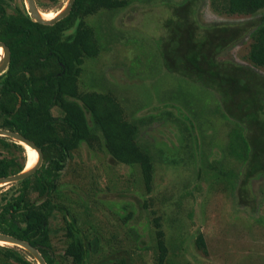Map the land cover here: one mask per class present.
Masks as SVG:
<instances>
[{
    "label": "trees",
    "instance_id": "16d2710c",
    "mask_svg": "<svg viewBox=\"0 0 264 264\" xmlns=\"http://www.w3.org/2000/svg\"><path fill=\"white\" fill-rule=\"evenodd\" d=\"M50 1L60 4L62 0ZM133 1L76 0L66 17L55 24H44L34 20L24 0L20 3L0 0V40L11 51V61L0 75V128L18 131L32 139L44 154L41 168L13 183L18 188L16 193L2 196L0 231L29 241L42 252L48 264H134V251L117 248L118 234L109 231L112 235L107 237L104 232L116 221L117 228L124 230L133 225L130 221L136 223V215L144 212L149 215L147 222L156 240L153 246L156 264L170 261V247L177 234L166 227L161 207L167 200L161 199L156 188L158 152L154 143L138 141L142 128L155 121L172 124V128L173 124L179 125L183 164L197 167L198 186L205 184L210 189V183L219 182L224 191L230 176L229 192L237 187L240 203L246 205L240 207L253 215L261 206L255 196L248 197L247 184L264 180V14L253 19L264 10V0H210L215 12L241 17L236 21L210 23L198 17L197 0H181L178 4L166 1L173 15L164 23V63L170 72L216 93L222 110L215 113L226 121L219 131L223 144L227 143V147L217 150L223 152L220 165L207 157L210 149L208 140H202L208 138L205 127L202 128L205 125L201 122V111L196 112L195 119L201 128L195 135L187 121L176 116L175 108L167 107L166 111H160L161 115L151 111L135 117L115 92L83 88L80 77L84 65L101 51L96 28L87 18L103 10L123 9ZM246 42L245 62L228 56L235 46ZM176 102V107L186 108L181 100ZM56 108L60 115L54 114ZM0 142L8 154L0 157V178L23 170L27 161L25 147L10 137L0 136ZM82 145L93 152L107 153L119 164L138 167L139 177L135 181L145 190L141 196L135 193L137 201L114 206L111 216H106L109 220L113 218L111 225L105 222L106 228L94 223L88 210L90 202L81 196L78 186L69 187L61 181L69 160ZM229 158L243 163L242 177L232 172L235 168ZM190 171L195 169L190 167ZM63 187L81 196L80 202L73 201ZM147 193L157 196L149 197ZM65 200L68 206L63 204ZM74 205L80 216L73 211ZM56 212L64 218L61 235L51 222ZM142 238L136 237L139 241ZM57 239L62 243L61 249ZM191 241L199 251L210 253L203 232ZM0 264L38 263L23 248L0 244Z\"/></svg>",
    "mask_w": 264,
    "mask_h": 264
},
{
    "label": "rangeland",
    "instance_id": "374dc122",
    "mask_svg": "<svg viewBox=\"0 0 264 264\" xmlns=\"http://www.w3.org/2000/svg\"><path fill=\"white\" fill-rule=\"evenodd\" d=\"M21 1L17 0L18 3ZM36 1L42 11H53L54 14L67 2L62 0L60 4H53L50 0ZM144 1L134 0L123 9L103 10L87 18L88 23L96 28L101 51L97 57L88 59L84 65V73L80 77L83 88L99 92L107 90L115 92L119 101L135 117L145 116L151 111L161 115L160 111H166L167 107L175 108L176 116L186 120L189 129L195 135L201 128L195 119L198 117L196 112L201 111L203 115L201 122L205 125L202 128L205 127L204 132L208 138L202 140H208L210 149L207 157L213 163L220 165L223 152L217 150L227 147V143L223 144L222 134L219 131L226 121L222 115L215 113L217 109L222 110V107L218 106L220 102L216 93L170 72L164 63L162 45V37L166 34L164 23L173 15L172 7H169L166 1L178 4L183 0ZM197 3L200 5L198 17L204 23L241 19L240 16L215 12L210 0H197ZM263 14L264 10L253 19ZM247 46V42L235 46L228 56L239 62H245ZM177 99L181 100L186 108L176 107ZM54 114L60 115L61 111L56 108ZM173 125L174 128L171 127L172 124L155 121L144 126L138 137L140 143L143 144L148 140L156 146L158 152L156 188L162 195L161 199L167 200L161 207L165 212L166 227L174 235L177 234L170 247V261L167 264H264V180L249 181L247 184L248 197L255 196L257 204L261 205L258 213L253 215L247 208L240 207L246 205L240 203L241 196L237 192V187L229 192L230 176L224 191L222 186L218 185L219 182L210 183V189L205 184L198 186L197 167L183 164L185 155L180 147V127L178 124ZM16 153L18 154L19 151L17 150ZM6 154L7 151L1 145L0 155ZM26 156V165H29L31 152L27 148ZM229 159L235 168L232 172L242 177L243 163L235 158ZM225 166L227 168V165ZM190 167L194 168L195 172L190 171ZM138 174V167L119 164L107 153L93 152L86 145H82L69 160L61 181L69 187L78 186L81 196L86 197L90 202L88 210L90 215L93 214L92 220L106 228L105 222L111 225L113 220V218L109 220L106 216H111L114 206L121 207L127 201H137L135 193L139 196L145 194L142 185L135 181L138 180ZM12 185L13 183L0 186V205L5 193L10 196L17 192V186ZM219 187L220 190L215 192ZM63 190H66L68 196L77 203L82 199L81 196L72 194L73 192L67 187H63ZM243 192L245 190H242ZM147 195L157 196L156 193H147ZM243 200H247L245 195ZM63 204L68 206V200ZM73 211L81 215L75 205ZM82 215L84 216V213ZM139 216L141 219L137 218ZM139 216L135 217L136 223L135 220L130 221L133 225L127 226L124 230L117 228L116 221L104 234L107 237L112 235L110 232L118 234L119 241L116 247L134 251V264H156L153 250L156 240L151 224L147 222L150 221L149 215L144 212ZM51 222L60 230L64 218L60 212H56ZM132 227L134 230H131ZM200 231L205 234L208 247L211 248L209 254L199 251L194 247L195 240L194 244L191 241ZM61 232L62 230L59 231V235ZM134 232L139 234L134 235ZM135 236H143L144 239L139 241ZM56 243L61 249L62 243L58 239Z\"/></svg>",
    "mask_w": 264,
    "mask_h": 264
},
{
    "label": "water",
    "instance_id": "95a60500",
    "mask_svg": "<svg viewBox=\"0 0 264 264\" xmlns=\"http://www.w3.org/2000/svg\"><path fill=\"white\" fill-rule=\"evenodd\" d=\"M76 0H67L66 4L56 12V16L50 19H47L43 16L42 10L40 9L36 0H24V4L29 14L34 18L35 21L44 23V24H55L59 20L66 17L70 12ZM0 47L2 48V56L0 58V75L6 71L10 61H11V51L9 46L0 40ZM0 136L10 137L16 142L22 144L25 149L29 146L31 149H34L38 152V161L37 163L31 167L30 169H26V167L16 174H12L9 176L0 178V186L5 184L16 183L21 180H24L30 176H32L38 169L41 168L44 161V154L42 149L36 145V143L21 134L18 131H13L5 128H0ZM0 242H4L9 245L19 246L26 251H28L38 264H48L42 252L35 246H33L29 241L21 239L17 236L5 233L0 231ZM2 244V243H0Z\"/></svg>",
    "mask_w": 264,
    "mask_h": 264
},
{
    "label": "bare ground",
    "instance_id": "6f19581e",
    "mask_svg": "<svg viewBox=\"0 0 264 264\" xmlns=\"http://www.w3.org/2000/svg\"><path fill=\"white\" fill-rule=\"evenodd\" d=\"M42 14H43V16L46 17L47 19H50V18H53V17L56 16V14H54L53 11H51V12H49V11H47V12L42 11ZM0 53L3 54V52H2V48H1V47H0ZM0 57H1V56H0ZM27 149H28V151L31 152V159H30V163H29V165L27 164L25 167H26V169H30V168L33 167V166L37 163V161H38V152H37L36 150H34V149H31L29 146H27ZM0 243L3 244L4 242H0Z\"/></svg>",
    "mask_w": 264,
    "mask_h": 264
},
{
    "label": "flooded vegetation",
    "instance_id": "af4514ba",
    "mask_svg": "<svg viewBox=\"0 0 264 264\" xmlns=\"http://www.w3.org/2000/svg\"><path fill=\"white\" fill-rule=\"evenodd\" d=\"M4 73V72H3ZM2 144H1V142H0V146H1ZM0 157H2L1 155H0ZM27 162V161H26ZM43 165V164H42Z\"/></svg>",
    "mask_w": 264,
    "mask_h": 264
},
{
    "label": "clouds",
    "instance_id": "9594fccd",
    "mask_svg": "<svg viewBox=\"0 0 264 264\" xmlns=\"http://www.w3.org/2000/svg\"><path fill=\"white\" fill-rule=\"evenodd\" d=\"M4 245V244H3ZM9 245V244H8Z\"/></svg>",
    "mask_w": 264,
    "mask_h": 264
}]
</instances>
